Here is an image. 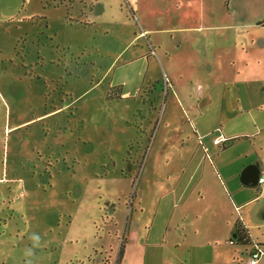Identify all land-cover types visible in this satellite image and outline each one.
<instances>
[{
	"label": "rangeland",
	"instance_id": "rangeland-1",
	"mask_svg": "<svg viewBox=\"0 0 264 264\" xmlns=\"http://www.w3.org/2000/svg\"><path fill=\"white\" fill-rule=\"evenodd\" d=\"M262 37L264 0H0V264H115L130 229L121 264L171 260L156 217L195 151L190 252L264 264V183L239 181L264 164ZM238 217L250 244H229Z\"/></svg>",
	"mask_w": 264,
	"mask_h": 264
},
{
	"label": "crops",
	"instance_id": "crops-1",
	"mask_svg": "<svg viewBox=\"0 0 264 264\" xmlns=\"http://www.w3.org/2000/svg\"><path fill=\"white\" fill-rule=\"evenodd\" d=\"M261 19L256 20V23L259 22ZM203 29L207 30V26L203 27ZM203 38L200 41L203 42H207L208 40V36L205 34L204 36H202ZM186 45L189 47L193 44V41L190 39V37H186L185 39ZM251 43H254L257 47H264V37L259 38V39H252ZM206 53V50H205ZM239 72H243L245 73V71H239L236 70V74H238ZM259 76V74H253V75H248L246 74V79L245 82H250V81H256V78ZM248 80V81H246ZM259 80V77H258ZM260 81V83H259ZM256 81L257 83V88H259V90H261V95L264 96V83H261L262 81L259 80ZM246 84V83H245ZM196 132V129H193ZM194 153V152H193ZM191 154L192 157L190 159V162L186 165V167L184 168V170L182 171L181 174H184V172H187V181H185L184 184V188H186L187 186L191 187L189 189V192L186 195H182L181 193L179 195L176 194V190H177V185H173L172 186V190H171V194H172V201L170 202V206L172 207L169 211V214L166 216H163L162 212L157 213V225L160 224H165V230L163 231V235H165L166 231L169 230V226L171 224L172 225V231L173 233L169 235V241L172 242L173 247L179 249L180 248V244H182V251H179L178 256H176L174 253L173 257L171 260L167 261L163 258V252L164 250H162L161 256H156L155 258V264H176L181 262L180 260H186V261H198V264H202L201 262L204 261L203 259V253H200L201 256H199V253L197 252H190V248L192 246V244L194 242H199L198 237H196V239H194L192 237V235L196 236L197 234H199L201 232V225L199 222H201V220L204 218L205 214L209 211L210 205L208 202V198L206 196L205 193V189L204 187L200 184L201 180H202V175L204 172V169L202 167V165L200 164L199 160L195 161L196 159V153L197 151H195L194 154ZM198 155V154H197ZM192 161L195 163V165H191ZM191 165V166H190ZM200 173H201V177H200ZM197 177L199 178L197 181ZM178 181H181V175L178 176ZM197 181V182H196ZM232 200L234 201L233 197ZM243 204V203H242ZM215 207H217V204H214ZM174 208H177L178 210L175 211ZM237 220H240V217H238ZM236 220V221H237ZM236 221H234V223L232 224V227L228 225V221L226 222V228H227V235L228 232L231 231V233L234 230V226ZM242 220H240L241 226L246 228L245 224H243L241 222ZM182 223L183 226L177 230V226H179L178 224ZM132 228V227H131ZM171 229V228H170ZM247 229V228H246ZM159 230V229H158ZM178 231V232H176ZM133 230L130 229V231L127 232V237L125 239V246H124V250H123V254H122V258L119 261V264L122 263L123 258H124V254L127 251V243L131 242L133 240ZM189 235V239L192 238V240H187V237ZM210 239H215V237L211 236L209 237ZM164 236L160 237V243H164L163 242ZM230 244V243H229ZM232 245V244H230ZM163 249V247H161ZM184 248V250H183ZM175 250V249H174ZM176 252V251H174ZM182 253V254H181ZM186 253V254H185ZM192 259V260H191ZM127 262H129L127 259H125ZM176 262V263H174ZM206 261H204L205 263ZM137 264V263H136Z\"/></svg>",
	"mask_w": 264,
	"mask_h": 264
},
{
	"label": "trees",
	"instance_id": "trees-1",
	"mask_svg": "<svg viewBox=\"0 0 264 264\" xmlns=\"http://www.w3.org/2000/svg\"><path fill=\"white\" fill-rule=\"evenodd\" d=\"M61 3L62 2H59L58 1L54 5H59ZM90 6H91V3H90ZM257 23L260 24L261 21H259ZM115 91H116V94H115L114 98H117L121 94L120 93V88L119 87L116 88ZM109 96H108V98H113V97H109ZM233 234L235 236L233 237L232 240H229V243L232 244V245H235V244L247 245V244L252 243L251 238H250V236H249V234L247 232V229L241 226V223H240L239 220H237L236 223H235V226H234V230L232 232V235ZM123 250H124V246H123V244H121L120 247H119L118 256H117V260H116V263L115 264H119V261L122 258L121 255L123 254Z\"/></svg>",
	"mask_w": 264,
	"mask_h": 264
},
{
	"label": "water",
	"instance_id": "water-1",
	"mask_svg": "<svg viewBox=\"0 0 264 264\" xmlns=\"http://www.w3.org/2000/svg\"><path fill=\"white\" fill-rule=\"evenodd\" d=\"M258 177V165L256 163H251L245 166L240 174L239 181L245 186H254L257 183ZM235 235L233 234L232 237Z\"/></svg>",
	"mask_w": 264,
	"mask_h": 264
},
{
	"label": "built area",
	"instance_id": "built-area-1",
	"mask_svg": "<svg viewBox=\"0 0 264 264\" xmlns=\"http://www.w3.org/2000/svg\"><path fill=\"white\" fill-rule=\"evenodd\" d=\"M264 183V164H258V177L257 185ZM259 257L257 249H253L248 253L245 264H256V260Z\"/></svg>",
	"mask_w": 264,
	"mask_h": 264
},
{
	"label": "flooded vegetation",
	"instance_id": "flooded-vegetation-1",
	"mask_svg": "<svg viewBox=\"0 0 264 264\" xmlns=\"http://www.w3.org/2000/svg\"><path fill=\"white\" fill-rule=\"evenodd\" d=\"M258 165V163H256Z\"/></svg>",
	"mask_w": 264,
	"mask_h": 264
}]
</instances>
